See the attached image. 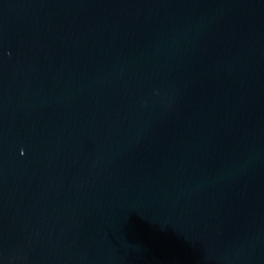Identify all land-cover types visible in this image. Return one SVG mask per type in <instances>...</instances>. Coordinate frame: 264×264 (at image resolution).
Instances as JSON below:
<instances>
[{
	"label": "water",
	"instance_id": "water-1",
	"mask_svg": "<svg viewBox=\"0 0 264 264\" xmlns=\"http://www.w3.org/2000/svg\"><path fill=\"white\" fill-rule=\"evenodd\" d=\"M0 264H264V0H0Z\"/></svg>",
	"mask_w": 264,
	"mask_h": 264
}]
</instances>
